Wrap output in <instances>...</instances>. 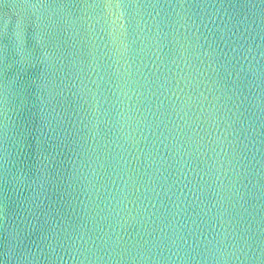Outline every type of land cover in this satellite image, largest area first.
Wrapping results in <instances>:
<instances>
[{
	"label": "water",
	"instance_id": "obj_1",
	"mask_svg": "<svg viewBox=\"0 0 264 264\" xmlns=\"http://www.w3.org/2000/svg\"><path fill=\"white\" fill-rule=\"evenodd\" d=\"M0 264H264V0H0Z\"/></svg>",
	"mask_w": 264,
	"mask_h": 264
}]
</instances>
